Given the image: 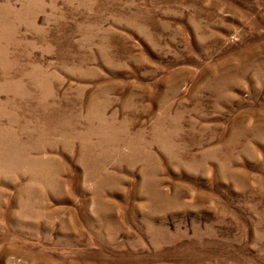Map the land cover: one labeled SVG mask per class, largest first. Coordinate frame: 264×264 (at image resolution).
Returning a JSON list of instances; mask_svg holds the SVG:
<instances>
[{
  "label": "rangeland",
  "instance_id": "1",
  "mask_svg": "<svg viewBox=\"0 0 264 264\" xmlns=\"http://www.w3.org/2000/svg\"><path fill=\"white\" fill-rule=\"evenodd\" d=\"M0 264H264V0H0Z\"/></svg>",
  "mask_w": 264,
  "mask_h": 264
}]
</instances>
